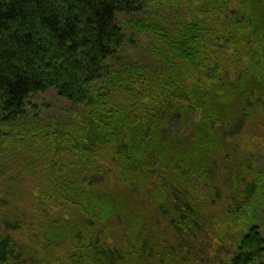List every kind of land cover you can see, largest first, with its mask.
Returning a JSON list of instances; mask_svg holds the SVG:
<instances>
[{
    "label": "trees",
    "instance_id": "1",
    "mask_svg": "<svg viewBox=\"0 0 264 264\" xmlns=\"http://www.w3.org/2000/svg\"><path fill=\"white\" fill-rule=\"evenodd\" d=\"M218 4L213 8L216 19L224 7ZM147 7L141 0H0V156L7 146L8 149L23 146L18 140L5 143L4 129L17 128V131L34 123L35 118L28 117L31 97L35 94L55 90L58 96L77 106L73 109L76 119L62 126V136L55 129L49 133L36 129L46 137L44 142L51 140V145L45 152L36 147V158L30 159V165L34 166L38 157L45 156L46 164L54 169L40 191L44 214L57 196L66 199L76 191L85 197H94L96 188L110 177L122 154L133 163L132 170H125L130 174L138 172L141 166L150 167L156 159L161 167L159 175L165 172L175 182L183 179L182 171L189 177L196 172L213 175L214 168L200 164L210 165L209 159H216L219 150L227 152L222 138L216 140V136H210L214 125L222 122L224 137L226 134L234 137L257 118V106L264 103V81L250 84L243 91L235 81H224L212 24L208 22V27L189 17L174 22L163 13L145 12ZM140 14L144 16L138 19ZM120 15L137 16L133 23L135 32L152 38L157 48L153 53L155 57L162 56L166 68L152 70L149 65L140 64L119 66V70L109 67V61L117 58L127 41L118 21ZM113 78L115 83L111 81ZM126 83L132 86L130 97H118ZM221 84L227 88L223 92ZM110 85L114 90L106 93ZM127 113L126 119L132 126L125 127L127 140L112 155L100 150L109 140L105 138L98 140L102 144L94 149L75 146L64 151L56 149L57 140L73 141L80 128L86 132L93 126L94 121L87 125L89 116L98 121L99 115L107 120ZM192 113L199 116L194 130L181 137L175 134V143H172L175 148L186 145L182 155L179 148L155 150L160 143L154 136L155 130L159 126L165 130L163 124L174 117L186 121ZM136 127L139 132L135 140L141 146L130 152L129 146L133 144L130 129L135 131ZM84 138L90 144L88 133ZM197 150L199 153L195 155ZM61 176L64 184L59 183ZM255 176L252 183L238 187L245 192V202L227 222L228 231L233 230L239 237L229 264H264V234L256 224L257 208L264 200L261 186L264 173ZM115 201H118L115 212L122 219L126 211L123 205L129 207L128 201L120 194ZM82 203L76 204L81 207ZM199 213L198 205L191 198L178 205L176 219L195 223ZM213 220L216 221V215ZM16 244L10 237L0 243V264H30L26 258L21 259ZM117 261L115 252L104 250L100 264Z\"/></svg>",
    "mask_w": 264,
    "mask_h": 264
},
{
    "label": "rangeland",
    "instance_id": "2",
    "mask_svg": "<svg viewBox=\"0 0 264 264\" xmlns=\"http://www.w3.org/2000/svg\"><path fill=\"white\" fill-rule=\"evenodd\" d=\"M141 1L148 5L145 12L163 13L174 22L189 17L207 26L208 22L212 24L224 81H235L242 91L250 84L264 81V0ZM218 3L224 7L216 19L213 8L220 6ZM135 17L119 16L127 41L117 58L109 61V67L119 70V66L140 64L149 65L152 70L166 68L162 56L155 57L153 53L157 48L152 38L135 32ZM111 81L115 83L114 78ZM225 89L226 86L221 92ZM113 90L110 85L106 93ZM130 91L132 86L126 83L118 97H130ZM31 103L28 118H35L34 123L17 131V128L4 129L5 143L18 140L23 146L18 149L7 146L0 156V243L10 237L17 243L21 259L26 258L30 264H100L104 250L115 252L118 256L115 264H229L239 237L233 230L228 231L227 222L234 210L245 202V192L238 187L252 183L257 178L255 174L264 173V103L257 106L256 120L238 136L226 134L224 137L222 122L214 125L210 136H216V140L222 138L227 152L219 150L216 159H209L210 165L200 164L214 168L213 175L196 172L189 177L182 171L183 179L175 182L165 172L159 175L161 167L156 159L150 167L141 166L138 172L130 174L125 170H132L133 163L122 154L120 163L114 165L110 177L96 188L94 197H85L76 191L66 199L57 196L47 206L46 214L41 211L44 198L40 191L54 169L46 164L45 156L38 157L34 166L30 163L32 157L36 158L34 149L49 151L51 140L44 142L46 137L36 129L47 133L55 129L62 136V126L76 119L73 109L77 106L58 96L55 90L35 94ZM127 116L128 113L106 120L99 115L98 121L89 116L87 125L93 121L95 124L86 132L80 128L73 141L57 140L56 149L64 151L73 146L94 149L102 144L97 141L105 138L109 140L100 150L112 155L127 140L125 127L131 125ZM197 117L198 113H192L186 121L174 117L163 124L166 125L163 131L159 126L154 136L160 143L155 150L179 148L182 155L186 145L173 147L175 134L181 137L194 130ZM130 131L133 144L129 150L132 152L141 144L135 140L138 128ZM85 133L89 134L90 144L84 138ZM198 153V150L194 152ZM59 183L64 184L63 176ZM261 186L264 191V180ZM119 194L129 204V207L119 204L126 209L122 219L115 212L118 211L115 199ZM191 198L200 209L199 217L195 223H183L176 219V210ZM81 201L82 206H77ZM257 209L256 224L264 234V200Z\"/></svg>",
    "mask_w": 264,
    "mask_h": 264
}]
</instances>
